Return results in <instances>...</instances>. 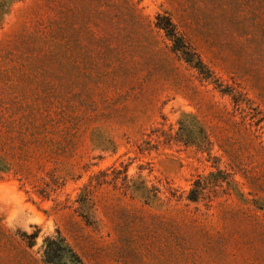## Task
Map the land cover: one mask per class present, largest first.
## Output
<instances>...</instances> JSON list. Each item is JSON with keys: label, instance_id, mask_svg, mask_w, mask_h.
Listing matches in <instances>:
<instances>
[{"label": "rangeland", "instance_id": "obj_1", "mask_svg": "<svg viewBox=\"0 0 264 264\" xmlns=\"http://www.w3.org/2000/svg\"><path fill=\"white\" fill-rule=\"evenodd\" d=\"M0 264H264V0H0Z\"/></svg>", "mask_w": 264, "mask_h": 264}, {"label": "trees", "instance_id": "obj_2", "mask_svg": "<svg viewBox=\"0 0 264 264\" xmlns=\"http://www.w3.org/2000/svg\"><path fill=\"white\" fill-rule=\"evenodd\" d=\"M165 28V30H166V32H167V34L169 35V36H171L172 38H176L177 40H178V38L175 36V34H174V32H173V29H172V26H171V24H170V22L168 23V25L167 26H165L164 27ZM175 39V40H176ZM174 40V41H175ZM180 48V49H179ZM179 48H178V50H183L185 47H184V45H181V46H179ZM176 49H177V47H176ZM182 53L184 54V52L182 51Z\"/></svg>", "mask_w": 264, "mask_h": 264}]
</instances>
